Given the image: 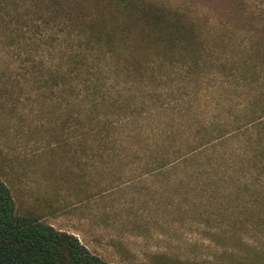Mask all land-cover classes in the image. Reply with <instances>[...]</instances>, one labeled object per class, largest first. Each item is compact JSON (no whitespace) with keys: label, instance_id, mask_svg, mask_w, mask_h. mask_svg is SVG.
<instances>
[{"label":"rangeland","instance_id":"1","mask_svg":"<svg viewBox=\"0 0 264 264\" xmlns=\"http://www.w3.org/2000/svg\"><path fill=\"white\" fill-rule=\"evenodd\" d=\"M153 1L189 17L206 38L192 49L209 60L187 69L191 63L184 61L191 55L176 49L175 62L165 66L172 58L156 55L155 49L146 75L155 73L140 84L104 68L98 95H120L119 101L136 111L129 118L112 116L119 127L114 142L98 140L96 108L80 106L71 96L53 112L61 99L55 91L45 102L38 100L31 73L21 68L29 66L25 52L11 57V48L0 45V75L6 76L5 69L21 85L20 91L6 88L0 95V178L18 215L74 234L107 262L251 264L253 248L264 243V198L257 195L253 202L249 192L239 190L257 168L261 171L250 165L257 156L254 147L264 143V122L236 129L264 113V0ZM22 6L21 11L24 1ZM258 47L262 54L255 53ZM74 108L60 128L57 120ZM218 127L230 132L219 139ZM159 153L166 155L165 169L177 175L191 156L187 171H200L201 177L183 180L184 188L220 185L231 189V197L164 203L162 174L150 170ZM257 184L264 185V176Z\"/></svg>","mask_w":264,"mask_h":264},{"label":"trees","instance_id":"2","mask_svg":"<svg viewBox=\"0 0 264 264\" xmlns=\"http://www.w3.org/2000/svg\"><path fill=\"white\" fill-rule=\"evenodd\" d=\"M23 1L24 10L21 11L19 7H23ZM205 43L206 38L201 37L196 25L189 21L187 15L177 8L158 4L153 0H0V45L11 48V57L25 52L28 59L23 58V61L28 62L29 66L21 68L31 73L29 81L39 90L38 100L45 102L55 91L61 99L53 103V112H57L58 105L71 96L80 106L83 104L88 108H96L98 140H110V137L114 139L113 142L118 140L119 127L112 122V116L126 114V118H129L128 114L136 112L130 109L129 104L125 105L124 100L119 101L123 99L120 95L116 96L111 92L98 95V88L106 81L104 68L108 70L107 74H119L124 82L140 84L144 77L155 73L146 75L149 64H152L147 58L153 54H149L153 50L156 49V55L169 57V60L176 56L174 50L179 49L191 55L184 61L191 63L185 65L187 69H191L195 64L209 60L205 57L202 60L195 55L196 50L192 49L195 44ZM255 50V53L262 54L260 47ZM207 53L208 51L205 55ZM99 62L103 63L102 67ZM173 62L172 58L163 63L166 66ZM2 72L6 76L0 75L5 80L0 82V95L6 88L20 91L18 80L11 78L5 69ZM80 94L82 97H79ZM2 98L0 97V105L3 103ZM129 100L131 97L128 98V103ZM69 104L73 106L70 101ZM111 107L115 110L111 111ZM76 110L64 111L66 114L62 120H57L62 121L59 123L60 128L66 124L69 113ZM86 111L88 114L94 113L92 110ZM243 122L245 123L236 131L242 127L262 124L264 113L249 117ZM128 124L129 122L126 126ZM217 131L219 139L230 132L221 130L220 127ZM195 148L194 145H189L187 149L193 151ZM126 150L131 152L134 149L129 145ZM254 150L257 156L252 159L253 164L250 166L257 168L260 165L261 171L257 168L251 179L244 180L239 190L249 192V198L253 202L257 195L264 198L259 194L264 195V185H254L257 179L264 176V143L257 149L254 147ZM159 154V157H152L154 164L150 165V170L162 174L161 188L166 200L164 203H212L213 198L217 201L231 197V189L222 190L224 188L220 185L195 190L184 188L183 180L185 182V179L201 177L200 171L194 175L187 171L186 165L191 156L183 162L181 174L177 175L172 169H165L168 164L166 155ZM195 156L198 155H192ZM215 158L227 159L223 156ZM173 196L177 198L174 200ZM204 198L205 202L201 201ZM255 210L262 213L261 209ZM261 248H253L251 256L254 258L251 264H264V243ZM0 264L113 263L92 253L74 234L58 230L37 217L18 215L11 190L0 178Z\"/></svg>","mask_w":264,"mask_h":264}]
</instances>
